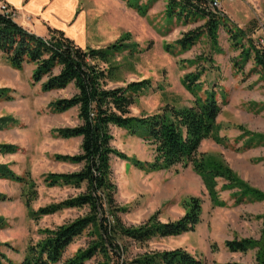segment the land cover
Returning a JSON list of instances; mask_svg holds the SVG:
<instances>
[{
	"label": "rangeland",
	"instance_id": "374dc122",
	"mask_svg": "<svg viewBox=\"0 0 264 264\" xmlns=\"http://www.w3.org/2000/svg\"><path fill=\"white\" fill-rule=\"evenodd\" d=\"M128 1L78 0L79 11L87 15L85 46L106 48L128 35L122 43L125 50L111 62L119 70L115 81H108L107 88H125L130 83L148 80L150 87L134 95L135 103L130 108L133 116H148L165 105L191 106L195 97L183 82L187 76L198 75L195 95L204 99L207 91L212 92L220 105L216 127L201 142L198 153L211 166L221 164L229 169L237 183L215 179L213 198L191 165L141 170L132 159L153 162V147L139 135L112 128L113 147L127 157H113L110 161L117 186L116 202L128 210L120 216L127 226H138L154 214L162 223L175 221L185 214L190 198L201 202L200 222L193 231L176 237H155L144 249L130 245V257L145 251L181 248L205 264H252L254 249L231 253L225 243L258 240L262 228L264 203L243 193L248 188L264 192V81L252 58L244 59L242 50L248 49L247 38L263 47L264 0H219L224 17L215 39L206 31V19L168 14V0H138L147 7L144 15L129 7ZM196 29L203 30L193 45L183 49L177 44L184 34ZM239 31L247 37L238 36ZM232 35H237V39ZM34 68L33 64H24L21 70L13 69L0 52V89H9L11 97L0 99V119H11L0 128V145L14 147L11 153L0 152V165H6L16 176L31 179L36 191L27 208L23 184L0 178V244L13 249L0 248L8 259L5 264H21L27 246L41 239V230L86 213L67 209L39 219L29 214L80 192L43 183V177L49 173L67 174L80 169L79 165L54 159L57 155L79 153V139L64 140L55 132L74 127L79 120L76 108L57 114L49 107L58 99L71 97L75 93L73 87L43 92L41 84L46 79L33 83ZM87 241L85 236L76 240L63 259L84 248Z\"/></svg>",
	"mask_w": 264,
	"mask_h": 264
},
{
	"label": "trees",
	"instance_id": "16d2710c",
	"mask_svg": "<svg viewBox=\"0 0 264 264\" xmlns=\"http://www.w3.org/2000/svg\"><path fill=\"white\" fill-rule=\"evenodd\" d=\"M127 4L140 15H144L147 9L138 0H129ZM167 12L179 17L206 19V31L213 39L224 17L222 13L210 12L208 0H168ZM202 30L189 31L177 44L183 49L190 47ZM237 34L247 37L242 31ZM232 37L237 39V35ZM127 38L128 35H125L118 42L102 49H82L59 30H49L47 37H38L0 14V52L8 64L16 70H21L24 64H33V83L46 79L41 84L43 92L63 90L69 86L75 90L71 97L58 99L50 103L49 107L57 114L76 108L79 124L59 128L55 132L64 140L81 139L78 154L54 157L56 162L79 165L80 169L67 174L49 173L43 177L47 187H69L80 192L61 202L31 210L29 214L31 218L39 219L67 209L86 210V213L70 222L41 230V239L27 246L21 264H86L92 260L96 261L95 264H205L181 248L145 251L130 257V245L144 249L155 237H176L193 231L200 222L201 202L197 198H190L185 214L175 221L162 223L154 214L138 226H127L120 216L128 210L116 202L117 186L113 182L110 164L113 157L122 160L127 157L113 147L112 128L139 135L153 147V162L132 159L141 170L158 171L178 165H191L213 198L216 196L215 179L226 178L233 183L236 180L229 169L221 164L211 166L198 153L201 142L214 131L220 112L214 93L207 91L204 99L195 95L198 75L187 76L183 82L195 97L191 106L165 105L148 116L136 117L130 111L135 103L134 95L150 87L148 80L130 83L125 88H107L108 81L114 82L119 70L111 62L125 50L126 46L122 43ZM247 40L249 45L248 49L242 50L243 57L245 60L252 58L264 81V47ZM9 93V89H0V99H10ZM10 121V118L0 119V128ZM13 151L12 145H0L2 153ZM0 178L22 183L26 193L23 195L25 204L30 208L31 201L36 197L35 183L31 179L16 176L6 165H0ZM243 194H251L264 203V192L248 188L244 189ZM83 236L88 238L86 246L63 259L68 247ZM2 247L13 250L8 244H0ZM225 247L231 253H246L254 249L256 252L252 264H264V213L258 240L227 241ZM5 263H8V259L0 251V264Z\"/></svg>",
	"mask_w": 264,
	"mask_h": 264
},
{
	"label": "crops",
	"instance_id": "0c3cea01",
	"mask_svg": "<svg viewBox=\"0 0 264 264\" xmlns=\"http://www.w3.org/2000/svg\"><path fill=\"white\" fill-rule=\"evenodd\" d=\"M18 13L16 22L38 37H46L49 30H59L82 49L86 45L85 12L79 11L78 0H1ZM118 1V0H104ZM98 49V48H93ZM79 139L80 138H74Z\"/></svg>",
	"mask_w": 264,
	"mask_h": 264
},
{
	"label": "built area",
	"instance_id": "2783aa9c",
	"mask_svg": "<svg viewBox=\"0 0 264 264\" xmlns=\"http://www.w3.org/2000/svg\"><path fill=\"white\" fill-rule=\"evenodd\" d=\"M208 8L211 13H220V5H219V0H208ZM0 14L7 16L14 22L18 18V14L16 11L11 9L6 3L0 2ZM262 46L264 47V40L261 41Z\"/></svg>",
	"mask_w": 264,
	"mask_h": 264
}]
</instances>
